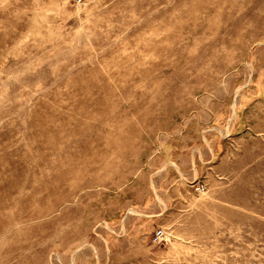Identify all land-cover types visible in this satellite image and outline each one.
I'll use <instances>...</instances> for the list:
<instances>
[{
	"label": "rangeland",
	"instance_id": "1",
	"mask_svg": "<svg viewBox=\"0 0 264 264\" xmlns=\"http://www.w3.org/2000/svg\"><path fill=\"white\" fill-rule=\"evenodd\" d=\"M0 264H264V0H0Z\"/></svg>",
	"mask_w": 264,
	"mask_h": 264
},
{
	"label": "built area",
	"instance_id": "2",
	"mask_svg": "<svg viewBox=\"0 0 264 264\" xmlns=\"http://www.w3.org/2000/svg\"><path fill=\"white\" fill-rule=\"evenodd\" d=\"M198 190L202 191L204 189V187L201 185H199L198 187ZM164 238V232L162 229H158L154 232V235H153V241L154 242H161Z\"/></svg>",
	"mask_w": 264,
	"mask_h": 264
}]
</instances>
